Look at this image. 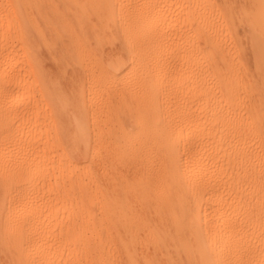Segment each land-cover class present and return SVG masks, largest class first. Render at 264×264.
Returning a JSON list of instances; mask_svg holds the SVG:
<instances>
[{"label":"bare ground","instance_id":"1","mask_svg":"<svg viewBox=\"0 0 264 264\" xmlns=\"http://www.w3.org/2000/svg\"><path fill=\"white\" fill-rule=\"evenodd\" d=\"M0 264H264V0H0Z\"/></svg>","mask_w":264,"mask_h":264},{"label":"rangeland","instance_id":"2","mask_svg":"<svg viewBox=\"0 0 264 264\" xmlns=\"http://www.w3.org/2000/svg\"><path fill=\"white\" fill-rule=\"evenodd\" d=\"M45 98H43V101H44Z\"/></svg>","mask_w":264,"mask_h":264}]
</instances>
